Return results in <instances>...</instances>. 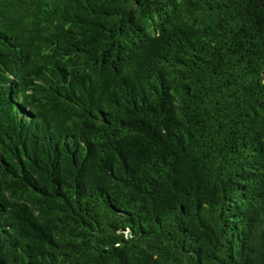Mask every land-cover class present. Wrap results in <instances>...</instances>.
<instances>
[{
  "label": "trees",
  "instance_id": "1",
  "mask_svg": "<svg viewBox=\"0 0 264 264\" xmlns=\"http://www.w3.org/2000/svg\"><path fill=\"white\" fill-rule=\"evenodd\" d=\"M0 264H264V0H0Z\"/></svg>",
  "mask_w": 264,
  "mask_h": 264
}]
</instances>
